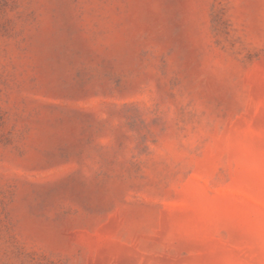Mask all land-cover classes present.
Here are the masks:
<instances>
[{"label":"rangeland","instance_id":"rangeland-1","mask_svg":"<svg viewBox=\"0 0 264 264\" xmlns=\"http://www.w3.org/2000/svg\"><path fill=\"white\" fill-rule=\"evenodd\" d=\"M0 264H264V0H0Z\"/></svg>","mask_w":264,"mask_h":264}]
</instances>
